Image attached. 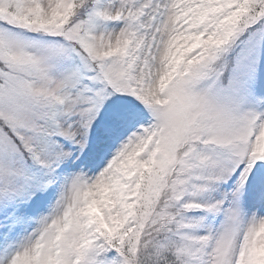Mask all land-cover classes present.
I'll return each instance as SVG.
<instances>
[{"label":"snow or ice","instance_id":"6c2138e0","mask_svg":"<svg viewBox=\"0 0 264 264\" xmlns=\"http://www.w3.org/2000/svg\"><path fill=\"white\" fill-rule=\"evenodd\" d=\"M0 264H264V0H0Z\"/></svg>","mask_w":264,"mask_h":264}]
</instances>
